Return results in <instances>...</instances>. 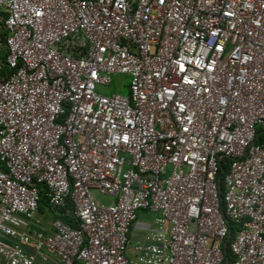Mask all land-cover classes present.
<instances>
[{
	"label": "built area",
	"instance_id": "obj_1",
	"mask_svg": "<svg viewBox=\"0 0 264 264\" xmlns=\"http://www.w3.org/2000/svg\"><path fill=\"white\" fill-rule=\"evenodd\" d=\"M0 17L4 264H223L230 222L231 264H264V0H0ZM115 75L127 96L96 92ZM43 191L78 227L32 226ZM140 211L154 228L129 256Z\"/></svg>",
	"mask_w": 264,
	"mask_h": 264
},
{
	"label": "crops",
	"instance_id": "obj_2",
	"mask_svg": "<svg viewBox=\"0 0 264 264\" xmlns=\"http://www.w3.org/2000/svg\"><path fill=\"white\" fill-rule=\"evenodd\" d=\"M4 37H5V31L3 28L2 18L0 17V64L2 63L5 54ZM98 199L103 202H109L111 200L109 198H105L101 196H99ZM51 219L52 218H50V215L48 213L40 214L37 212L31 223L33 224V222L39 220L40 221L39 225H32V226H34L37 229H43L45 231H49V222ZM153 228L154 225L152 223V219L150 218V216H141V218L137 216V221L134 223L129 233V242L131 247L128 251L129 256H132V247L137 243L143 242L145 236ZM0 264H4L1 258H0ZM36 264H56V260L53 257H50L49 262L47 263L37 262Z\"/></svg>",
	"mask_w": 264,
	"mask_h": 264
},
{
	"label": "trees",
	"instance_id": "obj_3",
	"mask_svg": "<svg viewBox=\"0 0 264 264\" xmlns=\"http://www.w3.org/2000/svg\"><path fill=\"white\" fill-rule=\"evenodd\" d=\"M3 71H6L5 68H3ZM227 159L223 158L221 160V166L217 175V180H219L220 182V187L219 190L222 191V178H223V171L227 169ZM223 209V208H222ZM72 206L69 204L66 207H63L59 210V214H55L51 208L48 205V201L44 195V191L41 192L40 194V198H39V204H38V213L40 214H44V213H48L50 215V218L54 219V218H59L60 220H62L63 222H65L66 224H68L69 226L75 228L78 227V221L73 217L72 215ZM239 227L230 222L229 223V231H230V239L227 243V253L224 255V261L223 264H225L227 262V264H231L232 260H233V256L229 250V244L230 241L233 239V237L235 236L236 232L238 231Z\"/></svg>",
	"mask_w": 264,
	"mask_h": 264
},
{
	"label": "rangeland",
	"instance_id": "obj_4",
	"mask_svg": "<svg viewBox=\"0 0 264 264\" xmlns=\"http://www.w3.org/2000/svg\"><path fill=\"white\" fill-rule=\"evenodd\" d=\"M129 81L130 77L126 75H115L112 77V82L109 86H98L96 92L102 95H110L112 93L127 96L129 94ZM94 196L98 199L99 195L94 192ZM138 217L150 216L153 221V214L145 211H140L137 213Z\"/></svg>",
	"mask_w": 264,
	"mask_h": 264
},
{
	"label": "water",
	"instance_id": "obj_5",
	"mask_svg": "<svg viewBox=\"0 0 264 264\" xmlns=\"http://www.w3.org/2000/svg\"><path fill=\"white\" fill-rule=\"evenodd\" d=\"M223 249H224V253L226 254L227 253V244H225ZM225 264H227V262Z\"/></svg>",
	"mask_w": 264,
	"mask_h": 264
}]
</instances>
